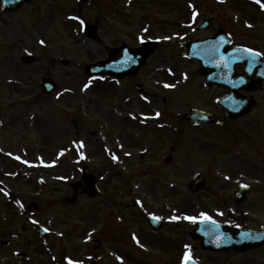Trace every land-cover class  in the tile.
<instances>
[{
  "label": "flooded vegetation",
  "instance_id": "af4514ba",
  "mask_svg": "<svg viewBox=\"0 0 264 264\" xmlns=\"http://www.w3.org/2000/svg\"><path fill=\"white\" fill-rule=\"evenodd\" d=\"M0 8V47L16 49V55L10 56L18 71L13 85L18 86L24 69L39 59L30 63L18 55L24 53L23 38L10 17L2 24V15L22 11L37 19L43 15L44 30L50 31L55 14H76L80 19H70L69 26L81 31L88 43L98 44L97 55L88 58L78 77L98 87L68 89L67 82L64 90L46 94L41 82L52 76L44 73L41 79L28 77L26 89L47 98L64 94L65 111L60 115L64 163L53 167L59 172L64 168L67 240L68 111L72 153L82 155L94 139L101 215L96 244L86 242L84 264H183L186 225L195 230L193 251L209 255L208 264H264V232L259 242L245 239L252 234L247 232L264 230V55L253 58L243 51L251 48L264 54V10L253 0H26L15 11L1 2ZM80 20L93 26L91 38ZM64 24L68 26V21ZM216 46L219 53L209 57L208 50ZM125 50L135 63H123ZM221 56L227 67L220 64ZM45 63L52 71L58 60ZM92 63L99 64L98 76L86 73ZM37 101L35 97L32 105H10L7 111L20 113H12L5 127L27 124L25 108H36ZM236 102H242L241 116L233 113ZM192 109L205 114L196 121L179 118ZM50 119L44 112L36 114L33 122L47 129ZM52 136L43 131L40 144L24 132L9 136L8 153L0 152V174L22 180L33 176L39 170L25 172L13 151L20 147L22 154L54 155L49 147ZM79 169V165L71 168ZM244 184L248 187H241ZM16 201L10 220L26 221L30 206L26 211L24 201L19 197ZM201 213L215 225L200 222ZM184 216L196 217L197 223L186 222ZM206 236L223 250L205 249ZM25 243L23 231H0V264H15L25 256L18 249ZM199 254L195 259L203 264Z\"/></svg>",
  "mask_w": 264,
  "mask_h": 264
},
{
  "label": "rangeland",
  "instance_id": "374dc122",
  "mask_svg": "<svg viewBox=\"0 0 264 264\" xmlns=\"http://www.w3.org/2000/svg\"><path fill=\"white\" fill-rule=\"evenodd\" d=\"M2 13V8H0ZM7 17L13 20L14 29L18 31V35L23 38L24 44L20 49L31 51L39 59V62L31 68H25L21 83L18 88L14 89L13 80H16L17 70H14L13 62L10 56L16 55V49L10 47H0V152L8 150V137L17 136L18 132H24L32 142L42 143L43 131H49L53 134L51 138L52 146L61 148L64 146V137L60 135V122L63 123L64 117L60 119V113L64 114L65 101L64 97L57 95L49 98L41 94L27 92L29 88L28 77L39 79L44 73H50L51 76L58 82V87L64 89L67 86L80 88L81 77L80 70L83 69V64L87 62L91 56L97 55L98 44L94 42H85L83 36H78V31H75L69 26V17H78L76 14L59 15L55 14L53 18L52 29L46 31L43 26L47 23L45 16H39L29 11H22L17 15H2V24L6 22ZM86 17V16H85ZM66 26L64 23H67ZM73 23V21H72ZM1 24L2 28L3 25ZM44 27V28H43ZM74 30V31H73ZM44 35V37L42 36ZM44 43L41 44L40 42ZM19 49V50H20ZM19 51L18 55H24ZM9 57V59L7 58ZM66 57L69 60V65L63 66L59 62L53 66L52 71L45 63L46 60L59 59ZM14 72L16 75H14ZM35 80V81H36ZM103 93V89L99 90ZM38 95V97L36 96ZM64 96V95H63ZM38 98L36 108H25V113L29 116L28 122H23L22 125H16L18 128L5 127L12 113L19 114L20 112L7 111L10 105H32L33 99ZM19 109V107H17ZM27 109V110H26ZM48 112L51 117L52 125L45 129L40 122L35 125L33 118L36 114ZM68 111V240L66 237V219L65 206L63 199L65 196L64 176L57 175V170H42L34 175L33 179L13 178L12 175L1 174L0 179L4 182V188L14 195L19 196L26 204H31V201H37L40 204L38 211L30 213V222L22 220L10 225L9 216L12 209L8 207L7 196L0 191V226L9 224L8 231H22L24 228V238L32 241L31 244L20 246L18 249L25 252V256L16 259L15 264H66V254L68 246V261L71 259L76 264H84V254L86 242L89 245H94L93 238L97 236V223L100 217L98 212L97 200H91L87 196L78 195L75 203H71L70 199L74 195V191L69 185L70 181L80 179V172H73L71 168L76 166L79 161L77 154L72 153L74 145L71 141L73 138V129L69 119ZM13 132V134H9ZM11 141V140H10ZM28 142L27 140L25 141ZM94 139H90L86 145L83 155L86 162L91 166L95 174H97V155L96 146L92 143ZM16 145V142H14ZM20 147L14 149V154L21 156ZM80 152V151H79ZM8 153V152H7ZM63 153V152H62ZM32 155V154H31ZM23 154L24 171H28L31 166H40L43 161H52L51 156H31ZM8 161L10 157L7 156ZM25 164V165H24ZM42 177L47 181L46 187H41L38 184V178ZM33 220L37 223H33ZM35 225H44L49 229V234L45 238L41 237L35 230ZM189 226L185 227V247L190 255L198 256V252L192 251L195 241L191 239L188 233ZM15 247V244H14ZM11 248V246L9 247ZM40 248V251H39ZM41 248H44L42 251ZM14 251V249H13ZM12 253V252H10ZM203 264H208L205 260L208 258L206 254H199Z\"/></svg>",
  "mask_w": 264,
  "mask_h": 264
},
{
  "label": "snow or ice",
  "instance_id": "6c2138e0",
  "mask_svg": "<svg viewBox=\"0 0 264 264\" xmlns=\"http://www.w3.org/2000/svg\"><path fill=\"white\" fill-rule=\"evenodd\" d=\"M219 3H224L225 0H218ZM253 2L255 4H257L262 10H264V2H262V0H253ZM197 15V13H193V18H195V16ZM71 19L73 20H77L79 19L78 17H71ZM81 25L84 24V21L83 20H80L79 21ZM247 27L251 28L252 25L251 24H248ZM145 31H147V29H145ZM165 39H171V37H165ZM41 44H43L44 42L41 41L40 42ZM141 43H143V40H141ZM221 43H223V38H221ZM244 52H247L251 57H258V56H261V55H264L260 52H257V51H254L253 49L251 48H244L243 49ZM219 53V46H216L214 48H211L208 50V55L209 57H214L216 56L217 54ZM124 56L126 57L125 61L123 62L124 64H130V63H135V59L129 55L128 51L125 50L124 51ZM220 64H223L225 67H227V61L225 60V58L223 56H221L220 58ZM217 66H220L219 64ZM185 79H187V77L185 76ZM244 81L241 80L240 83H243ZM87 87V85H86ZM164 88H174L175 85H172V84H164L163 85ZM146 99V98H145ZM242 102H236V104L234 105V109L233 110H239V107H240V104ZM160 115V113H156V116L158 117ZM80 147H83V145L81 144ZM112 159L114 161H116L118 158L113 155L112 156ZM225 179H229V177H225ZM241 187H248V185L244 184V185H241ZM5 195H7V193H5ZM139 203V202H138ZM21 207H23V205H21ZM153 220H159L160 218L159 217H156V216H153L152 217ZM173 220H176L178 219L177 217H172ZM184 220H187L189 221L190 223H197V218L194 217V216H184L183 217ZM200 222H210L211 224L215 225V221H213L211 219V217H209L208 215H206L205 213H201L200 214ZM33 223H37V221L33 220ZM45 232L49 231V229L45 228L44 229ZM247 235V234H245ZM132 239L137 243L138 246L140 247H143V245L140 244V241L138 240V238L136 236L133 235ZM187 248V246H186ZM118 260H120L121 258L120 257H117ZM191 262V256H190V253L189 252H185L184 254V257H183V264H190ZM68 264H76V262L72 261L71 259L68 261ZM121 264H123V262L121 261Z\"/></svg>",
  "mask_w": 264,
  "mask_h": 264
},
{
  "label": "water",
  "instance_id": "95a60500",
  "mask_svg": "<svg viewBox=\"0 0 264 264\" xmlns=\"http://www.w3.org/2000/svg\"><path fill=\"white\" fill-rule=\"evenodd\" d=\"M5 2V4L11 8L14 9L15 5L10 4L13 0H3ZM32 55L28 54V57H31ZM64 63H67L66 60L63 61ZM46 89L51 90L52 88H54V84L52 85L50 82H46L45 84ZM197 111H191L188 114H185V118H189V119H194L197 116ZM83 180L86 182L87 184V190L91 193L94 194V190L93 188H95V179L94 177L90 174V172H88L87 170L83 171ZM75 188H77V184H74Z\"/></svg>",
  "mask_w": 264,
  "mask_h": 264
}]
</instances>
